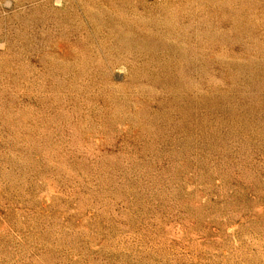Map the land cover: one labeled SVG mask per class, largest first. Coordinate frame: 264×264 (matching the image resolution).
<instances>
[{
    "label": "rangeland",
    "instance_id": "1",
    "mask_svg": "<svg viewBox=\"0 0 264 264\" xmlns=\"http://www.w3.org/2000/svg\"><path fill=\"white\" fill-rule=\"evenodd\" d=\"M0 264H264V0H0Z\"/></svg>",
    "mask_w": 264,
    "mask_h": 264
}]
</instances>
